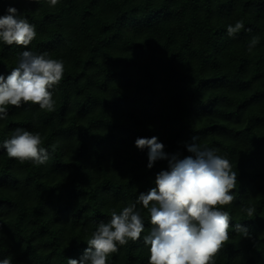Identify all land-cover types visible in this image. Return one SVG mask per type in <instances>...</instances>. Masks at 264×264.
Wrapping results in <instances>:
<instances>
[{
  "label": "trees",
  "instance_id": "obj_1",
  "mask_svg": "<svg viewBox=\"0 0 264 264\" xmlns=\"http://www.w3.org/2000/svg\"><path fill=\"white\" fill-rule=\"evenodd\" d=\"M10 6L37 36L27 49L0 41V74L25 50L62 60L65 72L51 89L55 111L27 103L0 120V260L79 259L97 225L168 170L166 159L149 169V150L135 146L155 136L169 156H194L186 145L195 137L231 162L236 199L222 210L232 228L215 264H264V0H0V16ZM237 21L245 27L229 37ZM18 127L40 133L45 164L8 157L2 144ZM137 209L140 241L107 264H148L150 213Z\"/></svg>",
  "mask_w": 264,
  "mask_h": 264
},
{
  "label": "clouds",
  "instance_id": "obj_2",
  "mask_svg": "<svg viewBox=\"0 0 264 264\" xmlns=\"http://www.w3.org/2000/svg\"><path fill=\"white\" fill-rule=\"evenodd\" d=\"M26 2L39 3V0ZM47 3L55 7L59 0H47ZM244 27L242 21L228 25L227 35L234 37ZM36 36L35 26L22 18L17 8L10 6L0 16V41L5 45L27 49ZM258 43L259 38L253 36L248 45L250 54ZM64 72V62L50 58L47 52L20 53L18 65L7 76L0 74V120L7 117L9 106L20 108L27 103L47 112L55 111L51 89L60 84ZM192 139L186 147L194 156L180 159L178 154H166L164 145L155 136L137 138L135 146L149 150L147 167L151 169L157 160L166 159L168 170L157 173L155 187L146 194L140 193L134 203L119 213L112 210L110 220L101 221L86 240L83 255L79 259L68 258L67 264H107L119 246L140 241L144 222L137 205L150 213L152 227L143 237L145 246H149L148 264H215L216 256L230 239L231 216L222 209L236 199L232 193L238 182L237 172L227 158L217 155L212 148L202 147L195 137ZM42 144L40 133L18 127L2 147L9 158L21 164L43 165L49 153ZM51 147L55 151L56 146ZM242 211L253 217L256 208L249 206ZM235 229L249 236L241 224L237 223ZM0 264H12V261L5 258Z\"/></svg>",
  "mask_w": 264,
  "mask_h": 264
}]
</instances>
